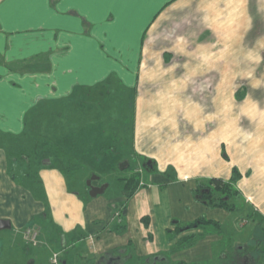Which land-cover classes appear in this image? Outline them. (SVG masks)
<instances>
[{
    "label": "crops",
    "instance_id": "obj_1",
    "mask_svg": "<svg viewBox=\"0 0 264 264\" xmlns=\"http://www.w3.org/2000/svg\"><path fill=\"white\" fill-rule=\"evenodd\" d=\"M0 4L4 5L0 21V219L9 220L11 229L26 243L28 230L46 242L42 231L31 226L37 217H46L47 205L10 173V164L18 160L10 156L4 138L21 137L29 118L57 117L54 106L65 105L75 93L85 100L84 91L118 84V90L132 89L135 98L142 99L140 120L144 114L140 86L151 84L152 74H167L172 56L184 72L197 73L202 63L224 72L218 82L224 88L236 82L234 73L240 74V84H264V0H0ZM227 96L229 101L225 97L223 104L232 109L231 93ZM179 101H186V96ZM206 101L200 104H209ZM250 103L248 97L235 106L249 107ZM252 103L254 110L246 113L240 125L243 135L236 150L240 164L221 161L220 148L227 146V140L219 139L218 131H229V147L235 148L232 117L224 113L214 116L212 123L195 119L198 122L181 125L182 135L190 139L169 151L177 155L176 167L171 161L159 166L151 155L154 170L147 171L142 178L145 183L133 195L127 196L123 188L116 198L98 196L82 202L78 194L62 207L52 198L54 209L73 213L84 231L72 242L63 240L58 250L51 246L46 263L52 253L60 252L63 264H253L248 254H242L248 242L240 236L246 234L249 239L251 234L242 232L250 225L248 214L254 218V227L264 222V97ZM155 136L146 131L144 142ZM244 138L257 139L248 143ZM169 167L174 170L167 173ZM59 172L48 176L54 186L64 183ZM235 174L241 179L234 182L235 188L249 210L239 207L238 198L236 210L231 211L207 206L197 197L199 189L213 180L228 183ZM115 202L119 206L113 207ZM200 219L215 224L180 230ZM254 227L247 230L252 232ZM74 228L68 229L73 232ZM233 231L237 235L228 240L226 232ZM190 235L197 236L195 244L179 248ZM226 240L231 252L222 250L217 258L216 247L221 248Z\"/></svg>",
    "mask_w": 264,
    "mask_h": 264
},
{
    "label": "rangeland",
    "instance_id": "obj_2",
    "mask_svg": "<svg viewBox=\"0 0 264 264\" xmlns=\"http://www.w3.org/2000/svg\"><path fill=\"white\" fill-rule=\"evenodd\" d=\"M174 59L173 56L168 59L170 64L167 63L169 65L167 74L160 72L152 74V83L140 86L144 99V114L140 120L137 115L142 99L135 98V91L132 89L126 91L125 88L118 90V84H104L94 91H84L85 100L75 93L65 100V105L54 106L58 119L56 115L51 118L50 114L48 115L50 118L43 116L41 120L36 121L29 118L21 137L4 138V143L14 153L12 159L18 160L10 164V173L19 184L26 186L30 184L35 188L38 181L43 184L47 191L46 201L44 200L47 211L46 217H37L34 226H31L35 230L38 227L46 241L41 243L40 234H37V247L31 246L34 245L31 242L26 243L16 230H0V264H34V260L37 261L36 264H50L46 263V260L51 246L58 250L63 240L72 242L73 237L81 235L84 231L80 219L68 210L56 211L51 200L54 199L53 202L62 207L66 200L75 195L78 197V194L82 195V202L84 199H93L87 190V182L93 176L99 177V180L93 181L95 185H108L100 197L116 198L122 192L125 180L137 176L140 183H145L142 178L147 175L148 170H154L155 167V160L149 158L151 155L156 156L159 166H165L166 161H171L172 166L176 167L177 155L169 151L175 150L173 147L175 144H183L186 138L190 139L182 135L180 127L198 122L195 119H206L212 123L214 116L218 117L225 113L232 117L231 132L235 148L229 147L232 143L228 136L229 131L224 134L218 131L217 137L223 141L227 140V146L220 148L224 159L220 158L223 162L230 160L232 163L235 161L240 164L241 157H236L237 145H240V137L243 135L240 125L243 124V118L248 115L246 113L254 110L252 101L264 97V84H240V74L234 73L236 82L227 84L224 88L218 83L224 78V72L218 73L215 67L203 63L197 73L184 72ZM252 73L256 77H261L257 70H252ZM230 93L234 104L232 109L229 105L223 104L225 97L229 101L227 95ZM182 96H186V101H179ZM248 97H251L249 107L235 106ZM218 100L221 102L220 105L213 104ZM202 101L209 104L201 105ZM215 111L218 114H214ZM146 131L156 136L144 142ZM246 134L251 137L250 133ZM244 139L249 143L255 142L257 138ZM68 154L69 160L65 159ZM25 155L30 161L22 159L21 156ZM46 155L47 159H53L55 163H45L42 158ZM149 161L151 165L148 164ZM126 162L128 165L122 170L121 166ZM58 165L62 166L66 173H62ZM55 171H60L64 183L54 186L53 178L48 176ZM239 180L241 179L237 181ZM35 190L42 196L39 189ZM237 202L240 208L249 210L242 196L238 197ZM114 205L119 206V202H115L113 207ZM253 224L251 222L242 230L243 233L251 234L249 239L245 238L246 234L240 236L241 241L245 242L243 239L246 243L250 241L253 231L247 229L254 227ZM71 225L75 226L73 232L68 229ZM237 233L226 232L225 237L229 240ZM222 250L231 252L229 241L226 240L218 250L216 247L217 258L219 256L221 258ZM260 257L261 255L258 258L261 259Z\"/></svg>",
    "mask_w": 264,
    "mask_h": 264
},
{
    "label": "trees",
    "instance_id": "obj_3",
    "mask_svg": "<svg viewBox=\"0 0 264 264\" xmlns=\"http://www.w3.org/2000/svg\"><path fill=\"white\" fill-rule=\"evenodd\" d=\"M13 155H14V153L11 152L10 156L12 157ZM21 157L24 161L25 160L30 161V158L27 155H25V157H23V156H21ZM46 158H47V155H46V157L44 156V158H42V160H45ZM65 159H68V160L70 159L69 154H68V157H66ZM58 166H59V170L62 173H66L65 169L62 166H60V165H58ZM173 170L174 169L172 167H169L167 173H169L170 171H173ZM235 171L237 172V170H235ZM26 174L28 176L30 175L29 173H26ZM37 175H39V172ZM12 176L14 177V175H12ZM37 177L39 179V176H37ZM37 177H35V179H37ZM239 178H240V174H235L232 177V181H230L228 183H226L222 180H213L212 182H210L211 184L206 185L205 188L199 189V191L197 193V197L199 198V200L202 203H204L207 206L214 207V208L219 207V208L235 211L236 207L234 206V200H235V198L239 197V191L235 188L234 182H236ZM38 182L39 183H37V188H35L34 186H31L30 184H29V186L35 193H36L35 189H37V190L39 189L41 191L43 197L40 196L39 193H36V197L42 198L43 200L46 201V192H45L44 186L40 181H38ZM139 185H140V180L137 178V176H134L127 181L125 180L123 182L124 193L127 196L133 195V193H135V191L137 190ZM246 219L248 221H250V223L251 222L255 223V221L253 220L254 218L251 217V214H248V216H246ZM205 223H214L215 224V222L208 221L206 219H200V220L196 221L195 223L185 225L180 230L181 231L183 230L184 232L185 231H192V230L199 228L200 226H202ZM252 233H253V235H251L252 237L250 238V241L247 244V250L245 252H243L242 254L243 255L248 254L250 257V261H253V264H262V261L259 260L258 257H259V255L264 256V222L262 221V222L256 223ZM189 240H191V241L188 242ZM196 241H197L196 235H190L188 237H185V238H183V241L179 243V248L193 246ZM230 261L232 262V260H230ZM226 264H228V261L226 262Z\"/></svg>",
    "mask_w": 264,
    "mask_h": 264
},
{
    "label": "water",
    "instance_id": "obj_4",
    "mask_svg": "<svg viewBox=\"0 0 264 264\" xmlns=\"http://www.w3.org/2000/svg\"><path fill=\"white\" fill-rule=\"evenodd\" d=\"M149 165H151V161H149L148 163ZM128 165V163L126 162V164H124V166H121V169L123 170L126 166ZM95 180H99L98 176H93L90 180H88L87 182V186L89 188V194L90 197L92 198H97L99 195H102L105 193L106 189L108 188V185H102L100 187L98 186H94L93 185V181ZM11 222L9 220H4V219H0V230H6V229H11Z\"/></svg>",
    "mask_w": 264,
    "mask_h": 264
},
{
    "label": "built area",
    "instance_id": "obj_5",
    "mask_svg": "<svg viewBox=\"0 0 264 264\" xmlns=\"http://www.w3.org/2000/svg\"><path fill=\"white\" fill-rule=\"evenodd\" d=\"M25 239L28 242H31L34 245H37V233L33 232L32 230H28L25 232ZM50 264H63L62 263V255L60 252H54L52 253V256L49 259Z\"/></svg>",
    "mask_w": 264,
    "mask_h": 264
},
{
    "label": "snow or ice",
    "instance_id": "obj_6",
    "mask_svg": "<svg viewBox=\"0 0 264 264\" xmlns=\"http://www.w3.org/2000/svg\"><path fill=\"white\" fill-rule=\"evenodd\" d=\"M6 2H16V3H24L27 0H6ZM85 2H89V0H85ZM96 2H103V0H96ZM112 2H120V0H112ZM3 4H0V21L3 19Z\"/></svg>",
    "mask_w": 264,
    "mask_h": 264
},
{
    "label": "flooded vegetation",
    "instance_id": "obj_7",
    "mask_svg": "<svg viewBox=\"0 0 264 264\" xmlns=\"http://www.w3.org/2000/svg\"><path fill=\"white\" fill-rule=\"evenodd\" d=\"M93 185H94V186H97V185H95L94 183H93ZM101 186H102V185H101ZM98 187H100V186H98ZM87 189L89 190V188H87Z\"/></svg>",
    "mask_w": 264,
    "mask_h": 264
}]
</instances>
